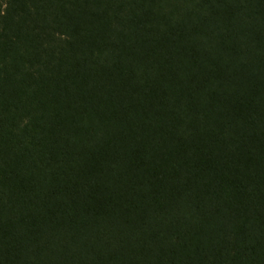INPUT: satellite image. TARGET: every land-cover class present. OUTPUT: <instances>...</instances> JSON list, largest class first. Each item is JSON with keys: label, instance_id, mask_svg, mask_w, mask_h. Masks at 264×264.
Listing matches in <instances>:
<instances>
[{"label": "trees", "instance_id": "16d2710c", "mask_svg": "<svg viewBox=\"0 0 264 264\" xmlns=\"http://www.w3.org/2000/svg\"><path fill=\"white\" fill-rule=\"evenodd\" d=\"M0 264H264V0H1Z\"/></svg>", "mask_w": 264, "mask_h": 264}, {"label": "rangeland", "instance_id": "374dc122", "mask_svg": "<svg viewBox=\"0 0 264 264\" xmlns=\"http://www.w3.org/2000/svg\"><path fill=\"white\" fill-rule=\"evenodd\" d=\"M1 1V0H0Z\"/></svg>", "mask_w": 264, "mask_h": 264}]
</instances>
